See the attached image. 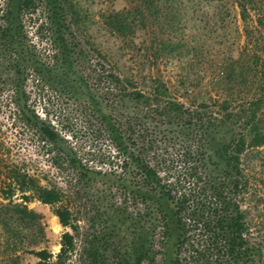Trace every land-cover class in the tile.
Segmentation results:
<instances>
[{"label": "rangeland", "instance_id": "obj_1", "mask_svg": "<svg viewBox=\"0 0 264 264\" xmlns=\"http://www.w3.org/2000/svg\"><path fill=\"white\" fill-rule=\"evenodd\" d=\"M236 1L148 0L152 6L137 11L134 6L143 0H59L65 37L74 52L69 64L51 43L44 1H29L22 22L39 73L26 76L23 94L16 99L9 91L0 93V264H34L30 251L40 248L57 252L60 234L72 232L52 212L60 204L68 206L77 228L70 264L76 263L83 244L89 254L97 251L98 264H113L114 245L130 253L135 234L145 240L149 201L137 190L143 192L146 185L136 178L132 164L121 168L98 119L109 114L123 121L141 105L126 99L113 107L115 90L108 81H99L100 65L106 60L119 75L137 81L158 76L185 106L225 95L217 83L222 76L228 92L246 98L264 67V0H239L243 15ZM114 17L127 23L123 34L113 28ZM235 68L236 80L228 82ZM74 75H83L88 88ZM41 123L57 134L55 142L40 132ZM169 150L175 161L160 174L182 177L183 164L176 159L180 151ZM241 165L249 185L240 206L248 210L252 232L260 235L264 264V145L247 149ZM20 176L36 188L58 190L59 202L41 203L35 187L21 192L15 180ZM22 194L29 199L23 201ZM15 205H25L37 216L23 217ZM160 257L155 255L151 263L146 256L140 264H161Z\"/></svg>", "mask_w": 264, "mask_h": 264}, {"label": "trees", "instance_id": "obj_2", "mask_svg": "<svg viewBox=\"0 0 264 264\" xmlns=\"http://www.w3.org/2000/svg\"><path fill=\"white\" fill-rule=\"evenodd\" d=\"M29 1L0 0V93L9 91L14 99L23 94L26 76L39 73L40 69L22 22V15L30 8ZM43 1L51 43L60 59L69 64L74 52L65 37L67 25L61 17L64 8L59 0ZM236 2L243 15V3ZM147 3L143 0L134 8H150L152 5ZM111 23L121 34L127 28L124 18L114 17ZM100 68L99 81H108L115 90L113 107L126 99L141 105L135 107L133 114H126L123 121L119 120L121 123V116L100 115L98 119L120 157L121 168L132 164L136 178L146 185L137 194L149 201L145 208V240L135 234L136 243L130 253L114 245L113 264H140L146 256L152 263L157 254L161 255V264H263L260 235L252 232L246 219L248 210L241 208L240 201L249 185L241 155L247 149L264 145V67L258 71L256 85L246 98L228 92L226 78L222 76L217 83L225 95L189 106L173 96L158 76H143V80L137 81L119 75L106 60ZM236 72L237 68L229 71L228 82L236 80ZM82 76L74 75L85 90L88 82ZM90 96L95 98L92 91ZM39 128L50 142L57 140L50 127L41 123ZM170 148L180 151L176 159L183 164L182 177L176 174L169 179L160 174L175 161ZM15 180L21 192L35 187L24 176ZM35 190L41 203L54 205L60 200L61 195L54 188ZM21 198L27 201L29 196L22 194ZM15 207L23 217L37 216L25 205ZM52 212L60 225L76 233L68 206L55 205ZM72 232L65 230L60 234L55 253L46 248L30 251L36 257L34 264H70L68 260L75 248ZM96 252L92 249L89 254V248L83 244L75 264H98Z\"/></svg>", "mask_w": 264, "mask_h": 264}]
</instances>
